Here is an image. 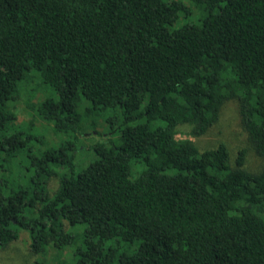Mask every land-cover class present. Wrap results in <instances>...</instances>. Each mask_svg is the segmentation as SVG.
<instances>
[{
    "label": "trees",
    "instance_id": "1",
    "mask_svg": "<svg viewBox=\"0 0 264 264\" xmlns=\"http://www.w3.org/2000/svg\"><path fill=\"white\" fill-rule=\"evenodd\" d=\"M188 2L0 0V154L27 147L30 173L0 175V250L26 230L29 264H264V168L244 167L264 156V0ZM228 100L247 143L232 162L175 137ZM101 115L123 116L120 145L93 137Z\"/></svg>",
    "mask_w": 264,
    "mask_h": 264
},
{
    "label": "rangeland",
    "instance_id": "2",
    "mask_svg": "<svg viewBox=\"0 0 264 264\" xmlns=\"http://www.w3.org/2000/svg\"><path fill=\"white\" fill-rule=\"evenodd\" d=\"M185 1L189 4L188 0ZM197 14L202 16L204 11L198 12ZM186 20L187 18L183 19L178 24H181ZM40 95L41 93L35 90L31 97V103L38 102ZM53 97L55 96L53 95ZM31 113L32 109L28 105L25 106L17 103L16 122L19 123L29 120L32 115ZM109 119L110 120L108 121L104 115L98 116L96 121L99 120L103 123V125L100 126L102 135L100 137H93L98 140L111 141L113 144L120 145L122 140L116 127L122 121L123 116L118 115L116 119L113 118V115H110ZM89 120L95 122V117H91ZM187 131L186 127H180L178 128L175 137L177 139H191L201 150L214 148L219 143H224L229 149L231 162L234 160L236 153L240 148H247L246 136L240 125L237 102L235 100L226 101L221 109L219 120L205 134L201 136H192ZM89 132L94 133V130L91 131V129H87L84 134H88ZM50 138L53 140V143L57 139L54 135H51ZM93 140L95 139H91L90 136L82 139V145L84 148L82 154L77 156L76 159L77 163L80 165L79 167H82L83 165L86 166L95 158L93 150L88 148ZM28 152V148L25 147L17 156L6 157L4 152L0 154V175H3L2 178L9 177L12 179L13 181L11 184L13 188L28 185L27 179L30 175L27 169L28 158H26ZM244 167L252 171L263 169L264 156H257L254 152L248 149L245 154ZM54 185L55 181H51L50 187H53ZM5 189L9 190L10 187L7 186ZM30 242L31 239L28 232L26 230H21L18 240L11 242L6 248L0 250V264H29L37 256L30 251ZM68 263H70V261H67V264Z\"/></svg>",
    "mask_w": 264,
    "mask_h": 264
}]
</instances>
